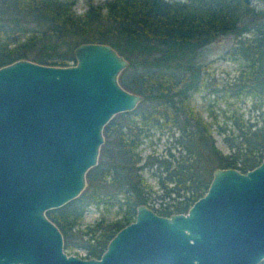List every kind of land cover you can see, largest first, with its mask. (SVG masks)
<instances>
[{
	"label": "trees",
	"instance_id": "trees-1",
	"mask_svg": "<svg viewBox=\"0 0 264 264\" xmlns=\"http://www.w3.org/2000/svg\"><path fill=\"white\" fill-rule=\"evenodd\" d=\"M74 3L0 0V65L19 58L68 65L75 46L86 41L108 43L126 59L118 81L141 100L102 127L97 161L85 172L80 193L45 211L62 234L63 248L79 246L82 257H99L108 239L133 219L137 204L149 206L157 192L141 169L156 177L157 197L175 199L149 206L169 215L186 211L203 194L214 167L244 172L264 158V0H103L88 2L81 12ZM222 35L232 38L222 56L235 72L220 89L210 88L198 54ZM202 90L220 91L229 100L220 123L211 108L209 121L194 108L192 95ZM236 102L247 106L248 117ZM211 123L228 153L215 146ZM154 130L167 131L174 146L142 155L139 146ZM89 204L115 207L116 215H100L79 228ZM256 264H264V257Z\"/></svg>",
	"mask_w": 264,
	"mask_h": 264
},
{
	"label": "water",
	"instance_id": "water-1",
	"mask_svg": "<svg viewBox=\"0 0 264 264\" xmlns=\"http://www.w3.org/2000/svg\"><path fill=\"white\" fill-rule=\"evenodd\" d=\"M75 61L0 65V264H256L264 257V158L244 172L214 167L184 212L137 204L99 257L63 250L45 214L76 197L97 161L102 127L142 96L118 74L126 59L86 41Z\"/></svg>",
	"mask_w": 264,
	"mask_h": 264
},
{
	"label": "rangeland",
	"instance_id": "rangeland-1",
	"mask_svg": "<svg viewBox=\"0 0 264 264\" xmlns=\"http://www.w3.org/2000/svg\"><path fill=\"white\" fill-rule=\"evenodd\" d=\"M103 0H75L74 10L75 12H81L85 5L90 3H101ZM232 42V38L229 35H222L218 38L212 40L208 44L204 45L198 54V61L204 65L206 71V81L210 79V88L220 89L227 81L229 77L235 72L234 64L229 60L228 57H223V52L229 48ZM71 64V63H70ZM210 90H202L192 95V104L194 108L199 112L201 118L205 121L210 120L209 108L212 112L216 114V119L219 123L222 121L223 115L229 113V100H225V96H220L222 92ZM228 104V106H227ZM235 106H239V110L243 113V118L248 117L250 114L247 111V106L243 105L241 102H236ZM226 110L224 113L221 109ZM211 136L213 138L215 146L222 152L228 153L229 149L222 139V134L216 130L214 123L209 126ZM167 131L160 132L159 130H154L153 133L143 140L140 144L141 154L144 155L148 151H154V153H163L167 146L173 145L170 143V137ZM173 148V147H172ZM141 175L147 183H149L153 189H157V196L159 195V189L156 184V177L150 174L149 170L141 169ZM154 193L150 195L146 203L152 207H159L160 205L170 204L175 199L164 197L160 199ZM146 205V204H145ZM147 206V205H146ZM147 206V207H149ZM116 208L110 207L104 209L101 207L95 208L92 204L86 206L83 211L82 219L78 225L79 228L85 225H91L94 220H96L100 215H102L105 220L112 219L116 215ZM67 254H75L78 256H84V250L79 246H73L68 248H63Z\"/></svg>",
	"mask_w": 264,
	"mask_h": 264
}]
</instances>
